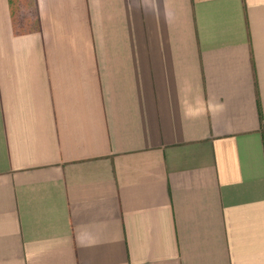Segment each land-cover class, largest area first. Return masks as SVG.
Instances as JSON below:
<instances>
[{"label":"crops","instance_id":"crops-1","mask_svg":"<svg viewBox=\"0 0 264 264\" xmlns=\"http://www.w3.org/2000/svg\"><path fill=\"white\" fill-rule=\"evenodd\" d=\"M0 264H264V0H0Z\"/></svg>","mask_w":264,"mask_h":264}]
</instances>
